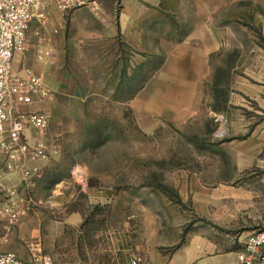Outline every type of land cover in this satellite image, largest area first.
<instances>
[{
    "label": "rangeland",
    "instance_id": "obj_1",
    "mask_svg": "<svg viewBox=\"0 0 264 264\" xmlns=\"http://www.w3.org/2000/svg\"><path fill=\"white\" fill-rule=\"evenodd\" d=\"M94 1L98 6L83 18L79 8L61 11L44 0V19L27 31L24 51L17 56V70L37 73L50 92L42 103L48 116L46 145L62 143L59 158L82 162L89 174L100 175V180L88 178V184L116 189L107 215V210L102 214L86 205L77 190L84 209L78 245L86 250L87 264H128L135 256L140 264H168L196 240L213 241L214 253L235 257L248 235L264 230L257 224L254 198L244 209L237 193L241 182L249 191L259 188L255 176L260 171L238 174L231 161L236 149L227 142L237 138L243 114L238 82L264 55V0H233L227 7H215L212 24L221 38L210 58L211 75L203 81L198 109L195 100L171 101L173 107L181 106L179 114L186 106L190 110L174 122L149 117V109H158V103L149 106L141 91L151 87L147 81L157 76L168 55L165 47L180 41L194 24L193 0H158L156 6L151 0H135L136 9L131 0ZM106 1L112 3L111 12L99 6ZM123 5L138 12L137 19L130 29H113L115 45L110 49L98 37L110 24L117 26ZM49 70L53 76L48 87L44 73ZM131 91L134 97H129ZM246 111L247 117L252 111ZM45 216L35 206L15 222L0 213V250L27 260L33 245L43 249L46 221L62 217ZM53 264L61 260L55 258Z\"/></svg>",
    "mask_w": 264,
    "mask_h": 264
},
{
    "label": "crops",
    "instance_id": "obj_2",
    "mask_svg": "<svg viewBox=\"0 0 264 264\" xmlns=\"http://www.w3.org/2000/svg\"><path fill=\"white\" fill-rule=\"evenodd\" d=\"M131 1L134 3V9H136L135 4L137 2L135 0ZM151 1H153L152 4L154 6L158 4V0ZM232 1L193 0L191 21L194 24L180 41L169 42V47H165L164 52L168 55L167 57L165 56L161 66L157 68V76L153 77L151 81L150 79L147 81V86L151 84L149 89L145 88L141 91V97H143L144 101H149V106L151 102L158 103V109H149V117L156 116L165 122L184 119L186 114H190V110L186 106L182 114H179L181 106L173 107L171 105L172 100L173 102L178 100L175 97H181L180 100L184 102L195 100V108H199L203 81H206L211 75L210 58L219 49L220 45L221 36L218 35L212 24L217 15L215 14V7H227ZM108 5L110 8H106ZM97 6L98 4L92 1L76 11L81 17L86 18L89 16L90 11ZM99 6H101L102 11H112V3L107 1L101 2ZM137 8L139 10V6ZM137 13L135 10L126 9L125 5L121 6L117 26L110 24L108 32L99 34L98 38L102 40L101 44H109L110 49H112L115 40L114 30L116 28L120 29V27L130 29V23L137 19ZM260 22V34L264 39V16L260 17ZM19 54L14 55L11 68L13 72L22 74L21 71L17 70V56ZM23 66L24 62L21 63V67ZM44 76L46 85L48 87L51 86L49 80L53 76L52 70L45 71ZM238 91L239 105L243 106L241 124L238 126L237 138L227 140V142L232 141L236 149V158L233 157L231 159L232 165L236 166L240 175L251 168L260 171L259 175L255 176L259 188H255L253 192L248 190L249 188L245 182L238 184V204L239 207L246 209L251 205V199L254 198V205L259 214L257 224L264 228V55L255 65L251 74L248 75L246 73L243 80L241 79L238 82ZM129 97H134L133 91L130 92ZM45 99L47 98L37 99L30 106L23 107L22 111L43 112L42 103ZM246 110L252 111L247 117ZM250 117L254 120L250 121ZM242 119L244 120L242 121ZM23 127L24 137L29 145H33L39 139L45 143L46 157L32 162L17 158L11 159L1 155L0 185L16 188L20 195L30 194L35 200L37 214H46V216L48 214L62 215L61 218L55 219L52 223L49 220L46 221L48 222L47 230L42 233L45 253L49 254L53 260L59 258L61 264H87L88 261L83 256V253L84 255L87 254L86 250L78 245V239L84 228L82 217L84 209L79 204V191L82 192L81 195L86 205L103 208L107 210V215L111 213L112 207L116 202V189L112 184L103 187L96 184H88V178L100 180V175L89 174L85 164L82 162L76 160L68 163L66 160L59 158L58 153L62 149V143L48 146L45 142V134H40L26 123H24ZM9 164L13 165V167L7 168ZM17 165L36 166L38 168V174L32 178L28 190L21 183L19 171L16 169ZM64 165L66 167L65 170L59 168ZM77 168L81 170L79 174L74 172ZM81 180H83V183H81ZM191 180L193 179L191 178ZM79 185L81 186L80 188ZM227 195L229 196V192ZM144 209L141 204L142 215L145 214ZM145 226L146 223H143L140 227ZM104 229L108 228L105 227ZM104 229L101 228L99 231L102 232ZM187 245L181 251L180 257L168 264H238L236 256L229 255V253H214L213 241L196 240ZM153 246L154 244L145 245L142 250L148 251ZM132 247L133 244L130 248ZM163 262L167 261L163 260Z\"/></svg>",
    "mask_w": 264,
    "mask_h": 264
},
{
    "label": "built area",
    "instance_id": "obj_3",
    "mask_svg": "<svg viewBox=\"0 0 264 264\" xmlns=\"http://www.w3.org/2000/svg\"><path fill=\"white\" fill-rule=\"evenodd\" d=\"M57 9H77L94 0H51ZM44 0H0V157L38 161L46 157L41 139L29 145L24 137V123L43 134L48 116L44 112L22 111L37 99L48 98L50 92L42 78L25 68L24 73L13 72L12 59L24 51L26 33L33 22L44 19ZM13 165H7V168ZM23 187L28 190L38 174L36 166L17 165ZM79 174V173H78ZM0 213L15 222L32 211L35 200L30 194L20 195L16 188L0 185ZM238 264H264V230L247 236L244 246L236 255ZM140 257H132L128 264H140ZM0 264H53L39 243L33 245L30 257L21 259L12 251L0 250Z\"/></svg>",
    "mask_w": 264,
    "mask_h": 264
},
{
    "label": "trees",
    "instance_id": "obj_4",
    "mask_svg": "<svg viewBox=\"0 0 264 264\" xmlns=\"http://www.w3.org/2000/svg\"><path fill=\"white\" fill-rule=\"evenodd\" d=\"M96 208L99 210L100 213H102V214L105 213L103 208H98V207H96Z\"/></svg>",
    "mask_w": 264,
    "mask_h": 264
}]
</instances>
